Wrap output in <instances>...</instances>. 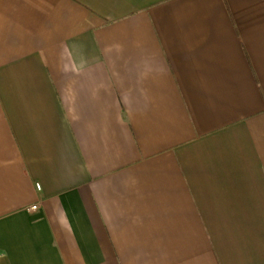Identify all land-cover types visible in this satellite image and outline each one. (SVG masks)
<instances>
[{
    "label": "crops",
    "instance_id": "0c3cea01",
    "mask_svg": "<svg viewBox=\"0 0 264 264\" xmlns=\"http://www.w3.org/2000/svg\"><path fill=\"white\" fill-rule=\"evenodd\" d=\"M0 264H264V0H0Z\"/></svg>",
    "mask_w": 264,
    "mask_h": 264
},
{
    "label": "built area",
    "instance_id": "2783aa9c",
    "mask_svg": "<svg viewBox=\"0 0 264 264\" xmlns=\"http://www.w3.org/2000/svg\"><path fill=\"white\" fill-rule=\"evenodd\" d=\"M36 188L39 189V186L37 185ZM36 208H37L36 205L30 207L31 210H35Z\"/></svg>",
    "mask_w": 264,
    "mask_h": 264
}]
</instances>
